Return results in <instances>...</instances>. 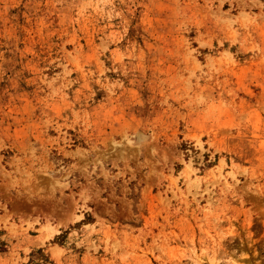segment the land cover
<instances>
[{"label": "rangeland", "instance_id": "1", "mask_svg": "<svg viewBox=\"0 0 264 264\" xmlns=\"http://www.w3.org/2000/svg\"><path fill=\"white\" fill-rule=\"evenodd\" d=\"M0 264H264V0H0Z\"/></svg>", "mask_w": 264, "mask_h": 264}]
</instances>
